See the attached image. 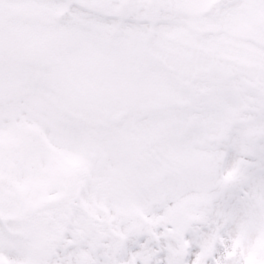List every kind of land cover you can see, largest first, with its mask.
Instances as JSON below:
<instances>
[{
	"label": "snow or ice",
	"instance_id": "obj_1",
	"mask_svg": "<svg viewBox=\"0 0 264 264\" xmlns=\"http://www.w3.org/2000/svg\"><path fill=\"white\" fill-rule=\"evenodd\" d=\"M0 264H264V0H0Z\"/></svg>",
	"mask_w": 264,
	"mask_h": 264
}]
</instances>
